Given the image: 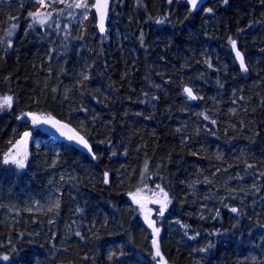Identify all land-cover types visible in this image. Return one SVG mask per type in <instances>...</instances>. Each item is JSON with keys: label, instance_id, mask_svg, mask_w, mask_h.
I'll use <instances>...</instances> for the list:
<instances>
[{"label": "trees", "instance_id": "obj_1", "mask_svg": "<svg viewBox=\"0 0 264 264\" xmlns=\"http://www.w3.org/2000/svg\"><path fill=\"white\" fill-rule=\"evenodd\" d=\"M30 1H0V97H13L0 155L32 133L23 169L0 164V264H159L154 239L166 264H250L264 241V0L195 12L115 0L103 35L92 9L80 31L41 28ZM28 112L65 122L92 151L47 136ZM49 182L54 203L26 208ZM147 184L170 201L149 218L158 235L129 199Z\"/></svg>", "mask_w": 264, "mask_h": 264}, {"label": "rangeland", "instance_id": "obj_2", "mask_svg": "<svg viewBox=\"0 0 264 264\" xmlns=\"http://www.w3.org/2000/svg\"><path fill=\"white\" fill-rule=\"evenodd\" d=\"M2 1V0H0ZM27 1V0H26ZM35 3L34 5V10L33 13L39 11L41 14H43L46 17V23L41 25L39 23L35 22L34 17L30 16V19L32 22L40 26L41 28H46V29H53L54 31H65V30H81L84 25V21L88 18L90 9L88 10L87 18H84L83 10L82 9H77V8H69L67 7V4L72 3L73 0H64L63 3L59 2V0H45V4L47 5L46 7H41V5L37 2V0H31ZM5 6L10 3V0H4ZM89 4L93 3V0H88ZM93 11V9H92ZM47 14H50L48 16ZM94 14V13H93ZM95 19V17H94ZM95 21V20H94ZM12 26V24H10ZM4 96H9L8 94H4ZM3 97V96H1ZM9 108L3 109V111H8ZM2 111V110H1ZM32 113V112H28ZM26 113V114H28ZM36 114V113H33ZM38 117L41 118H51L54 121H58L60 125H67L66 128L63 129L64 132H66L68 135L72 134H78L74 128L69 126L63 121H60L50 115L47 114H36ZM22 115L20 116V118ZM30 123L32 126H34L36 129L40 130L41 132L45 133L47 136L51 137L52 139H55L57 141L65 142L67 144L75 145V146H83L82 144L77 143L76 140H69L67 139V136H62L60 134V131L57 130L56 127H53L50 123H43V120L41 122L33 124L32 122V117L30 115H27ZM31 133V132H30ZM24 133L14 142L10 143L9 148L5 152V154L9 152H14V145L17 144L18 141L21 140L23 137ZM79 135V134H78ZM81 136V135H79ZM32 138V133L30 137L28 138V143H27V159L29 157V145H30V140ZM84 138V137H83ZM85 139V138H84ZM51 144L46 145L48 148ZM35 147V146H34ZM54 152H57V149H53ZM5 154L0 158V164L3 163V158ZM27 162V160H26ZM26 164V163H25ZM157 184H147L143 185V187L139 190L140 191V197L143 198V203L145 205L144 209H141L140 205L136 204L133 199H132V194L129 196L130 200L132 203L137 205L139 208L140 212L142 215H147L148 219L151 218L154 207L157 205L158 208L161 207L160 203H156L154 201L158 200H163V195L160 192V189H162L160 186ZM55 189L56 186L53 184V182H49L47 186L43 189L40 190L38 195H35V193H32L29 195L31 197L30 200L26 201V208L30 207H36V210H42L44 207H49L54 203L55 200ZM164 191V190H163ZM165 192V191H164ZM136 193V192H135ZM31 201V202H29ZM36 204V205H35ZM150 210V211H148ZM250 264H264V241L262 239H258V241L255 243L254 248L252 250L251 256H250Z\"/></svg>", "mask_w": 264, "mask_h": 264}, {"label": "snow or ice", "instance_id": "obj_3", "mask_svg": "<svg viewBox=\"0 0 264 264\" xmlns=\"http://www.w3.org/2000/svg\"><path fill=\"white\" fill-rule=\"evenodd\" d=\"M37 2L41 5V7H46L47 5L45 4V0H37ZM59 2L63 3L64 0H59ZM172 0H169V3H171ZM187 2L191 5V9L195 10L197 8L198 3H200V0H187ZM224 3H227V0H224ZM67 7L69 8H77V9H82L83 10V15L84 18H87V14H88V10L91 9H95L96 13L98 14L99 17V30L101 32H103L104 30V20L107 14V10L109 7V0H95L94 3L89 4L88 0H73L72 3L67 4ZM208 12H212V9L209 8L207 9ZM48 16H50V14H47ZM29 16L34 17L35 22L39 23L41 25L46 23V17L41 14L39 11L35 12V13H29ZM157 23H163V21H157ZM15 27V25H13V28ZM29 27H32V25H29ZM8 35H12L11 30L9 31ZM10 41H9V45H10ZM233 49L236 48V42L233 40L231 41ZM236 58L240 61V68L242 71L247 72L248 69L245 65L244 59L242 54L239 51H236ZM87 78V77H86ZM184 91L187 93V95L192 98L195 99V97L193 96L192 93V89L190 88H185ZM13 104V97L12 96H3L0 97V110H3L5 108H11ZM26 115H30L32 117V122L33 124L39 123L41 122V120H43V123H50L53 127H56L58 131H60V134L62 136H67V139L69 140H76L77 143L82 144L85 148L88 149L89 152L92 151L91 146L88 144V142L82 137L79 136L78 134H72V135H68L66 132L63 131L64 128L67 127V125H60L58 121H54L51 118H41L38 117L36 114L33 113H28ZM207 118V117H205ZM213 123H215L213 121ZM31 133L30 132H25L23 137L21 138L20 141L17 142L16 145H14V152H9L7 154H5L4 158H3V163L4 164H13L15 165L17 168L19 169H23L25 167V163L27 160V143H28V138L30 137ZM93 158H95V156L93 155ZM107 173H105V183L108 182L107 180ZM159 187V186H157ZM160 192L163 195V200H158V201H154L156 203H160L161 207L159 208V214L163 215L164 210L167 207V204L170 203V201L168 200V195L167 193H165L163 191V189H160ZM132 199L133 201L140 205L141 209H144L145 205L142 202L143 198L140 197V191L138 190L136 193L132 194ZM55 207H59V202L57 201L56 204L54 205ZM51 210V209H49ZM150 211V210H148ZM232 212H237L238 209L237 208H232L231 209ZM219 213H217L218 215ZM145 220L148 222L149 226H153L154 222L148 219V216L145 215ZM153 231L155 234L158 235L159 233V229L153 227ZM77 235H79V233H77ZM153 245L155 247V257H160L162 264H166V262H163V257L162 254L160 252V248L159 245L157 243V241L154 239L153 240ZM211 245H209L210 247ZM207 249H200V251H206ZM0 260L2 261H8L9 260V256L7 255H3L0 256Z\"/></svg>", "mask_w": 264, "mask_h": 264}, {"label": "water", "instance_id": "obj_4", "mask_svg": "<svg viewBox=\"0 0 264 264\" xmlns=\"http://www.w3.org/2000/svg\"><path fill=\"white\" fill-rule=\"evenodd\" d=\"M112 1H113V0H109V7H108V10H107V14H106L105 20H104V30H103V32H101V31L99 30V17H98V14L96 13L95 9H93V10H94V15H95V20H96V23H95V25H96V29H97V32H98L100 35H103V34L106 32L107 25H108V19H109V13H110V7H111V3H112ZM207 1H209V0H200V3H198L197 8H196L195 10H192V9H191V5H190L188 2H187V3H188V5H189L191 11L195 12V11H198V10L202 7V5L205 4ZM94 2H95V0H94ZM94 2H93V3H94ZM234 41L236 42V40H234ZM236 51H239V52L242 54L243 59H244V62H245V65H246V67H247V69H248L247 72L241 70V68H240V61L236 58ZM231 52H232V55H233V57H234V59H235L237 65H238L239 69H240L241 74H243V75H245V76L248 75V73H249V68H248V66H247V63H246V60H245L244 54H243V52L239 49V47H238V45H237V42H236V48H235V49H233V46H232V43H231ZM186 88H190V87H186ZM190 89H191V88H190ZM192 93H193V96H194L195 99H196V95L194 94L193 91H192ZM160 264H162V263H160Z\"/></svg>", "mask_w": 264, "mask_h": 264}, {"label": "bare ground", "instance_id": "obj_5", "mask_svg": "<svg viewBox=\"0 0 264 264\" xmlns=\"http://www.w3.org/2000/svg\"><path fill=\"white\" fill-rule=\"evenodd\" d=\"M184 2H185V4H186V6L188 7V9L191 11V9H190V7H189V5H188V3H187V0H183ZM167 9V7H164L163 8V10H166ZM179 12H182L183 11V9H180V10H178ZM238 66V65H237ZM25 116H26V114H25ZM23 117V116H22ZM21 117V118H22ZM76 131V130H75ZM77 132V131H76ZM79 135H81L79 132H77ZM82 136V135H81ZM83 137V136H82ZM46 145H48V144H46ZM46 145H44V146H46ZM49 149H51L52 151H53V146L52 145H50L49 147H48ZM5 153H3V154H1L0 155V158L4 155Z\"/></svg>", "mask_w": 264, "mask_h": 264}]
</instances>
